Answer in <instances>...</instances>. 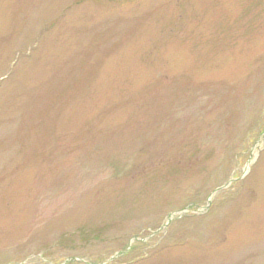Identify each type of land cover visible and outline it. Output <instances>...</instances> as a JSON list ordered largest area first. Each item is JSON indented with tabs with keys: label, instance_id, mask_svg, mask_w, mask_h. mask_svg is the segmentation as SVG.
Masks as SVG:
<instances>
[{
	"label": "rangeland",
	"instance_id": "374dc122",
	"mask_svg": "<svg viewBox=\"0 0 264 264\" xmlns=\"http://www.w3.org/2000/svg\"><path fill=\"white\" fill-rule=\"evenodd\" d=\"M0 264H264V0H0Z\"/></svg>",
	"mask_w": 264,
	"mask_h": 264
},
{
	"label": "bare ground",
	"instance_id": "6f19581e",
	"mask_svg": "<svg viewBox=\"0 0 264 264\" xmlns=\"http://www.w3.org/2000/svg\"><path fill=\"white\" fill-rule=\"evenodd\" d=\"M250 164L246 166L245 172L249 171ZM248 173V172H247Z\"/></svg>",
	"mask_w": 264,
	"mask_h": 264
}]
</instances>
